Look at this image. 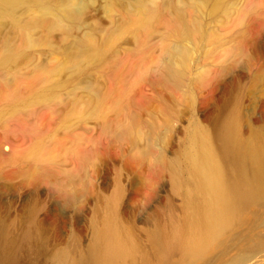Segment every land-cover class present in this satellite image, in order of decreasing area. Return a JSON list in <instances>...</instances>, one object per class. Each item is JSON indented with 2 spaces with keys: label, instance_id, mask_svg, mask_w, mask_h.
I'll return each mask as SVG.
<instances>
[{
  "label": "bare ground",
  "instance_id": "6f19581e",
  "mask_svg": "<svg viewBox=\"0 0 264 264\" xmlns=\"http://www.w3.org/2000/svg\"><path fill=\"white\" fill-rule=\"evenodd\" d=\"M263 38L264 0H0V264H28L54 242L65 247L53 264L206 258L264 201V135L233 114L198 122L169 163L168 119L176 101L211 100L185 91L191 81L222 89L233 65L258 69ZM166 172L188 210L166 232L157 201L143 237L132 187L146 210Z\"/></svg>",
  "mask_w": 264,
  "mask_h": 264
},
{
  "label": "rangeland",
  "instance_id": "374dc122",
  "mask_svg": "<svg viewBox=\"0 0 264 264\" xmlns=\"http://www.w3.org/2000/svg\"><path fill=\"white\" fill-rule=\"evenodd\" d=\"M264 40V38H263ZM230 43L224 44L223 47H217L204 57V64L219 63L215 59L219 52L226 48ZM258 69L247 73L242 69L240 64L233 65L228 71L222 75V89L219 86H207L204 89L197 86L194 81L189 83V87L185 91L193 90L194 93L200 90H212L211 100L205 104L195 102L192 104L189 100H179L175 102L176 115H170L169 121V138L172 141L169 144V151L166 152L167 162L173 163L176 156L180 154L181 144L187 143L192 135L196 124L203 123L206 125L210 120H224L230 115H237L240 118L242 127L245 132L251 130H261L264 135V51L257 62ZM199 71L198 65L193 66V73ZM237 75L234 82L231 75ZM182 129V130H181ZM184 170L182 180L184 186L191 184V176L188 171L187 163H182ZM115 175L110 174L108 186L102 196H106L114 188ZM142 184H134L135 192L132 199V205L128 207L132 218L143 233L154 229L149 215L158 206L161 211L160 226L166 232H172L176 217L188 210L187 195L185 190L177 192L172 190L170 175L168 172L164 174L161 188L153 192L151 205L144 210L141 191ZM199 200H191V207L199 203ZM144 218L146 222H139V218ZM90 235V229L85 228L83 232L82 244H87ZM264 237V201L254 205L249 212L245 214L244 222L235 228L225 239L221 245H216L209 255L198 262V264H231L236 261L237 264H264V247L256 250H248V248L258 239ZM145 242V241H142ZM86 246V245H85ZM64 243L54 242L45 243L41 249L47 252V255L31 259L28 264H53L54 254L56 251L64 248ZM149 264H160L159 262H150ZM171 264H180L175 259Z\"/></svg>",
  "mask_w": 264,
  "mask_h": 264
}]
</instances>
